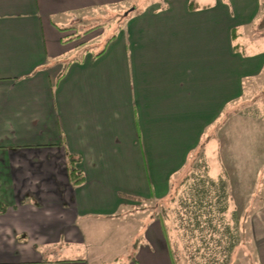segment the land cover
I'll return each mask as SVG.
<instances>
[{
  "label": "crops",
  "instance_id": "1",
  "mask_svg": "<svg viewBox=\"0 0 264 264\" xmlns=\"http://www.w3.org/2000/svg\"><path fill=\"white\" fill-rule=\"evenodd\" d=\"M199 1L0 0V264H89L82 219L160 203L185 171L163 217L140 220L127 264H264L255 197L241 195L259 173L224 147L226 128L249 122L240 101L264 97V0ZM120 3L103 53L66 57L103 29L65 42L78 32L54 18ZM200 154L207 168L192 167Z\"/></svg>",
  "mask_w": 264,
  "mask_h": 264
},
{
  "label": "rangeland",
  "instance_id": "2",
  "mask_svg": "<svg viewBox=\"0 0 264 264\" xmlns=\"http://www.w3.org/2000/svg\"><path fill=\"white\" fill-rule=\"evenodd\" d=\"M199 2H201V0ZM134 3L136 4L138 2ZM125 4H129L127 7L130 10L131 4H133V2L130 1V3ZM123 7L125 6H123V4L121 5L120 3L115 5L114 8H112V6H107L103 8L96 7L93 8V10L83 9L79 13L66 14L59 19L54 18L55 22L64 23L65 26L63 27H66V25H68L67 27L74 26L75 30H77L78 33H82V31H84L85 29L94 27L95 25H102L101 27L95 29H103V32L101 34H98L97 36L92 38L93 40H91L90 42H87L86 44L82 43L79 46L75 47L71 52H68L66 57H79V55H81V52L87 49V46L89 45H95L94 49L100 50L103 47L105 41L115 33L118 25L121 24L122 20L124 19L123 15L127 12V9ZM80 19H82V22H78V20ZM67 35L70 34H66V36ZM72 36L73 35H70L66 37V39ZM240 102L241 108L239 116L246 118L249 122H242V127H238V129L234 128V126L227 127L225 131L227 136L225 138L226 140L224 141V147L227 153H238L237 157L241 159V163L238 167H236L235 165V169L244 168L245 170L246 168L251 170L252 172L253 170H255L259 173V183L257 185L258 193H255L254 188H251L252 186H247L242 188L241 195L243 197L246 195L247 200L250 196V190H252L253 198L255 197L254 203H256L253 206L252 211L258 212V238L263 239L264 182L260 181V179L264 180V97H244ZM250 104L254 105H252L251 107ZM243 118H241L242 121H247ZM217 127H219V125ZM233 131L239 133L238 140L228 139L230 132ZM220 132V139L223 140V131L220 130ZM211 143L213 145V148L216 150L215 152H217V140H212L208 149L211 148ZM233 143H235V145H233ZM200 152L197 153L199 154ZM201 154L199 157L197 156L198 158H194L195 160L193 161V168H207V162L203 159ZM226 158L224 160L226 169H228L229 167H234L232 164L234 163L232 162V154H227ZM251 171L250 173H252ZM185 173L186 171L184 172V174ZM184 174L180 177L179 181L177 179V182L175 183L176 187L174 188L175 190L166 200H163L160 203L145 204L147 205V209H144L145 212L144 210H134L131 212L129 211V213L126 214L125 217L119 219H108L102 217H85L84 219H82L79 223V226L83 231L85 241L84 244L81 245L79 251L82 256L85 257V259L88 261V263L127 264L128 262H131L135 253L136 244L139 240L138 234L140 232V220L149 215H152L153 217H163L164 212L168 211L169 209L168 206L170 203L168 202L172 198H175L177 196L178 192L186 183V179L188 178L189 173L185 175ZM237 179L241 181L242 186H245V177H240ZM248 179L249 178H247V180ZM127 210H132V207ZM54 248L55 246H52L48 249V251L50 250V254H47V257L53 259L59 257L58 253L54 252ZM260 259L263 261L262 258H256V262H254V264H260Z\"/></svg>",
  "mask_w": 264,
  "mask_h": 264
},
{
  "label": "trees",
  "instance_id": "3",
  "mask_svg": "<svg viewBox=\"0 0 264 264\" xmlns=\"http://www.w3.org/2000/svg\"><path fill=\"white\" fill-rule=\"evenodd\" d=\"M131 9H132L131 11H134V7H131ZM126 17L127 16L124 14L123 18L126 19ZM101 26H102L101 24L95 25L94 27L85 29L84 31H82V33L72 34L73 36L70 37V38H67L65 40V42H70V41L75 40V39L77 40V39L81 38L83 35H86L89 32H91V31H93V30H95V29H97L98 27H101ZM120 28H121V24L118 25V28L116 29L115 33ZM70 29H73V28L72 27H70V28L68 27V28H65V29H62V30L64 31V30H70ZM115 33L106 40V43L112 40V38L114 37ZM89 51H90V49L87 48V49L83 50L81 52V54L84 55L85 53H87ZM103 51H104V48L102 47L97 52V54H95L94 57H97V56L101 55L103 53ZM63 76H64V72L59 75L58 79H61ZM79 162H80V158L78 156L70 154V153H66L67 175H68V179H69L70 184L72 186H74V187L82 185L84 183V181H85L84 173L77 167ZM124 197L127 198V199H130V200H133V201H136V200L139 201V199L133 198V197H130V196H124Z\"/></svg>",
  "mask_w": 264,
  "mask_h": 264
}]
</instances>
